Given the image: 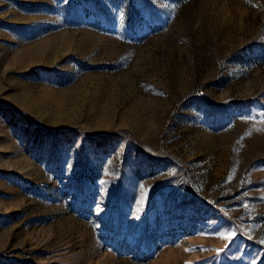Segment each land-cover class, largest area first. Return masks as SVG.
Wrapping results in <instances>:
<instances>
[{
	"label": "rangeland",
	"instance_id": "obj_1",
	"mask_svg": "<svg viewBox=\"0 0 264 264\" xmlns=\"http://www.w3.org/2000/svg\"><path fill=\"white\" fill-rule=\"evenodd\" d=\"M264 0H0V264H264Z\"/></svg>",
	"mask_w": 264,
	"mask_h": 264
},
{
	"label": "snow or ice",
	"instance_id": "obj_2",
	"mask_svg": "<svg viewBox=\"0 0 264 264\" xmlns=\"http://www.w3.org/2000/svg\"><path fill=\"white\" fill-rule=\"evenodd\" d=\"M262 243H264V241H262Z\"/></svg>",
	"mask_w": 264,
	"mask_h": 264
}]
</instances>
